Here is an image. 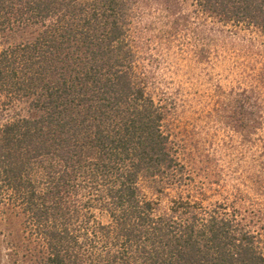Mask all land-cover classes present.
Instances as JSON below:
<instances>
[{
	"label": "trees",
	"instance_id": "trees-1",
	"mask_svg": "<svg viewBox=\"0 0 264 264\" xmlns=\"http://www.w3.org/2000/svg\"><path fill=\"white\" fill-rule=\"evenodd\" d=\"M154 9L169 38L202 17L264 37V0H0V220L24 234L11 264H264L263 208L217 197L155 94L136 28Z\"/></svg>",
	"mask_w": 264,
	"mask_h": 264
},
{
	"label": "rangeland",
	"instance_id": "rangeland-1",
	"mask_svg": "<svg viewBox=\"0 0 264 264\" xmlns=\"http://www.w3.org/2000/svg\"><path fill=\"white\" fill-rule=\"evenodd\" d=\"M182 8L194 9L190 1ZM150 13L136 27L139 49L155 94L173 105L174 138L186 162L220 181L217 197L240 188L264 210V37L255 29L223 27L202 17L195 20L198 30L173 39L166 15ZM203 50L210 61L196 58ZM257 102L263 113L259 129L250 120ZM23 236L17 217L0 220V264H11L7 241Z\"/></svg>",
	"mask_w": 264,
	"mask_h": 264
}]
</instances>
